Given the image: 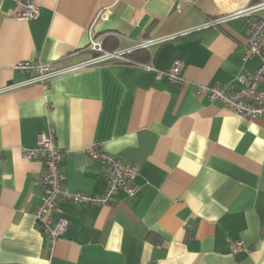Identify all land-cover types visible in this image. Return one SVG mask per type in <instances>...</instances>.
<instances>
[{"label": "crops", "instance_id": "0c3cea01", "mask_svg": "<svg viewBox=\"0 0 264 264\" xmlns=\"http://www.w3.org/2000/svg\"><path fill=\"white\" fill-rule=\"evenodd\" d=\"M260 1L34 0L38 17L19 20L18 3L0 0V88L26 80L21 62L94 58L92 30L117 43L110 51L176 36L145 51L148 61L143 52L130 58L161 72L180 63L185 79L178 85L111 62L1 94L0 264H264V118L199 94L231 82L236 92L237 78L260 67L259 56L242 59L244 20L203 28ZM50 127L70 192L106 191L91 146L135 166L139 188L133 196L117 190L107 205L60 199L49 217L68 226L54 245L36 219L45 162L22 153ZM238 241L246 249L233 254Z\"/></svg>", "mask_w": 264, "mask_h": 264}, {"label": "built area", "instance_id": "2783aa9c", "mask_svg": "<svg viewBox=\"0 0 264 264\" xmlns=\"http://www.w3.org/2000/svg\"><path fill=\"white\" fill-rule=\"evenodd\" d=\"M15 1L21 7L16 18L28 20L38 17L39 7L34 4V0ZM235 20H244L247 25V47L244 50L243 61L259 56L261 65L257 71L246 73L237 78L241 88L236 92L233 91L234 83L231 82L223 87L219 85L214 87L201 86L199 94L205 95L209 93L212 101L220 102L241 117L264 118V49L262 46L264 37V0L212 18L203 28L222 27ZM174 39H176V36L151 38L131 48H117L110 51L105 47V38L95 35L92 30L89 49L94 53V58L71 66L55 65L41 61L21 62L16 66V69L27 76L26 80L0 88V95L34 85L47 88L48 83L56 77L111 62L138 65L148 70H155L159 79L166 76L172 83L183 85L185 84V79L180 75V63H176L169 71L161 72L154 68L153 61L139 63L130 58V55L136 51H148ZM22 153L25 159H41L46 165V170L40 177V183L46 194L43 205L37 210L36 219L40 224L41 231L48 238L51 245H54L59 240L68 226V222L64 218L60 217L56 222H53L49 217V213L56 210L60 199L79 205H107L113 201L117 190H122L127 195L133 196L139 189L135 183L137 177L135 166L123 164L118 157L102 151L99 146H91L88 147L87 153L104 169L107 181L106 191L102 195L70 192L64 187L66 177L62 173V156L56 143L53 127H50L48 134L39 136L37 145L34 148L23 149ZM245 249L244 243L238 241L233 245L232 252L236 254Z\"/></svg>", "mask_w": 264, "mask_h": 264}, {"label": "trees", "instance_id": "16d2710c", "mask_svg": "<svg viewBox=\"0 0 264 264\" xmlns=\"http://www.w3.org/2000/svg\"><path fill=\"white\" fill-rule=\"evenodd\" d=\"M104 43H105V47H107V48H109V49L116 48V46H117V43H116L115 41H113L112 39H110V38L106 39ZM109 44L112 45V48H111V45L109 46ZM145 51H146V50H139V51L134 52V53L131 54L130 56L134 57L135 54H137V53H142V52H143V54H142V60H146V61H148L149 56H148V54H147ZM134 58H135V57H134Z\"/></svg>", "mask_w": 264, "mask_h": 264}]
</instances>
